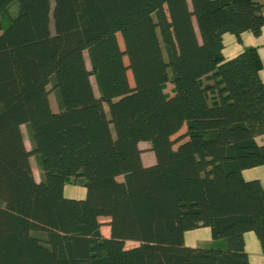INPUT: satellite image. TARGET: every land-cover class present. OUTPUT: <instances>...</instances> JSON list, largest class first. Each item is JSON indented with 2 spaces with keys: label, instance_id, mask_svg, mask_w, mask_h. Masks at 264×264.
<instances>
[{
  "label": "trees",
  "instance_id": "16d2710c",
  "mask_svg": "<svg viewBox=\"0 0 264 264\" xmlns=\"http://www.w3.org/2000/svg\"><path fill=\"white\" fill-rule=\"evenodd\" d=\"M263 27L257 0H0V264H249L248 232L264 254L241 175L264 165L261 62L222 56ZM201 228L223 244L185 246Z\"/></svg>",
  "mask_w": 264,
  "mask_h": 264
},
{
  "label": "crops",
  "instance_id": "0c3cea01",
  "mask_svg": "<svg viewBox=\"0 0 264 264\" xmlns=\"http://www.w3.org/2000/svg\"><path fill=\"white\" fill-rule=\"evenodd\" d=\"M264 4V0H257ZM222 56L225 60H230L238 56L245 48L254 47L257 50L260 62L261 70L259 72L260 80L264 84V27L262 28L261 35L255 38L250 33H243L240 35V42L237 41L236 37L231 34H224L222 36ZM255 142L258 145L264 146V135L255 137ZM147 143H140L139 147L142 150V146ZM153 156V155H152ZM141 160L144 166H150L154 164V157L152 159L148 158L145 160L143 153L141 154ZM242 178L245 181L258 180L262 187L264 188V165L257 166L254 168L246 169L241 172ZM39 179H36L38 181ZM64 186V196L66 198L72 199H82L84 197V191L82 188L72 186L66 188ZM105 220V219H101ZM102 223L104 221H101ZM106 223L108 220L105 221ZM101 230V228H100ZM102 235L107 237L109 235V229L107 233L102 232ZM184 245L190 248H208L215 246L216 244H223L222 242H216L212 240L210 230L208 228H201L197 230H192L185 232L183 235ZM244 250L248 257L249 264H264V254L260 249V245L253 233L248 232L244 234Z\"/></svg>",
  "mask_w": 264,
  "mask_h": 264
},
{
  "label": "rangeland",
  "instance_id": "374dc122",
  "mask_svg": "<svg viewBox=\"0 0 264 264\" xmlns=\"http://www.w3.org/2000/svg\"><path fill=\"white\" fill-rule=\"evenodd\" d=\"M14 12H15V9L12 8L11 14H14ZM1 25H2V27L6 28L7 25H8V19H5V18L2 17L1 18ZM84 56H85L86 66L89 67L86 54H84ZM90 81H91V85H92L93 91H94L95 95L97 96V91H96V86H95V83H94V79L91 77ZM170 87H172V85H170ZM49 100H50V105H51L52 110L56 111V104H55V100H54L53 94H50ZM21 132H22V135H23L24 145H25L26 149L29 150L30 149V143L28 141L27 131H26V128L24 126L21 127ZM142 153H143V156H144L145 160L147 159V157L150 158V159L153 158V156H152L153 154L150 152V146L148 144H146L145 146H142ZM30 164H31V169H32V173H33L34 178L35 179H39L40 169H39V166H38V163H37V160H36L35 156L30 157ZM120 179L121 178H119V180ZM69 185H67V187H66L67 189L72 187V186H69ZM100 221H104L103 222V226L101 227V231L104 232V233H107L108 232V227H107V223L105 222L106 220H100ZM126 246H128V247L129 246H134V243L128 242V243H126Z\"/></svg>",
  "mask_w": 264,
  "mask_h": 264
}]
</instances>
